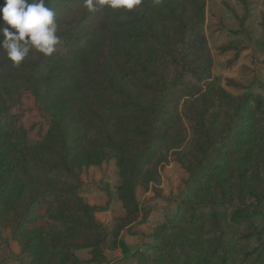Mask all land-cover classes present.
Instances as JSON below:
<instances>
[{"label":"trees","instance_id":"16d2710c","mask_svg":"<svg viewBox=\"0 0 264 264\" xmlns=\"http://www.w3.org/2000/svg\"><path fill=\"white\" fill-rule=\"evenodd\" d=\"M204 4L143 0L129 11L89 13L82 0H46L60 26L57 51H32L14 67L0 49V150L8 140L15 148L3 176L20 178L6 223L26 247L28 228L40 219L51 251L107 241L108 232L78 195L71 156L81 135L87 147L119 161L117 192L127 214L116 219L144 221L136 184L159 159L178 158L175 148L187 138L184 117L193 140L185 155L188 196L155 231L153 251L138 264H264V96L221 91L210 72ZM67 92L89 107L74 111L62 102L51 111L45 136L31 141L22 116L13 113L21 93L50 109L55 96ZM6 191L0 185V202ZM180 221L198 229L199 238L175 234Z\"/></svg>","mask_w":264,"mask_h":264},{"label":"rangeland","instance_id":"374dc122","mask_svg":"<svg viewBox=\"0 0 264 264\" xmlns=\"http://www.w3.org/2000/svg\"><path fill=\"white\" fill-rule=\"evenodd\" d=\"M204 3L203 36L209 50L210 72L221 91L233 96L243 93L264 96V0H204ZM3 87L19 91L18 86L10 83ZM55 98L53 107L46 109L38 107L30 94L21 93L13 113L22 116V125L31 141L45 136L51 123V111L58 110L62 102L72 105L74 111L89 107L72 92ZM204 104L210 105L207 97ZM186 120L183 117L180 126L187 138L182 146L175 148L178 158L159 159L149 174L138 179L135 200L146 219L129 225L117 220L127 214L117 192L122 180L117 157H105L87 147L82 135L73 141L71 157L79 180L78 195L91 207V218L108 236L105 243L95 245H81L82 239L72 236L73 242L81 244L65 251L47 249L43 219L28 228L27 235L32 236L29 247L14 237L6 223L9 201L20 184L19 176L4 177L15 149L8 140L0 150V185L7 190L0 202V264H138L141 256L153 251L157 243L155 231L175 216L178 201L188 196L185 155L192 148L193 140ZM32 149L39 151V145L32 144ZM177 226L175 234L189 240L199 238L200 231L188 227L184 221ZM87 237L91 244L96 240L92 233Z\"/></svg>","mask_w":264,"mask_h":264},{"label":"clouds","instance_id":"9594fccd","mask_svg":"<svg viewBox=\"0 0 264 264\" xmlns=\"http://www.w3.org/2000/svg\"><path fill=\"white\" fill-rule=\"evenodd\" d=\"M142 2L82 0V7L89 13L98 9L129 11ZM55 17V12L47 7L46 0H4L0 5V35L3 36L0 49L14 67H19L32 51L44 56H51L57 51L60 26Z\"/></svg>","mask_w":264,"mask_h":264}]
</instances>
